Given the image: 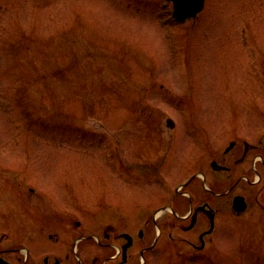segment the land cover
<instances>
[{"label":"rangeland","instance_id":"obj_1","mask_svg":"<svg viewBox=\"0 0 264 264\" xmlns=\"http://www.w3.org/2000/svg\"><path fill=\"white\" fill-rule=\"evenodd\" d=\"M168 119L205 130V144L178 131L180 153L205 145L208 156L237 137L264 158V0H205L184 23L165 0H0V248L10 249L3 257L29 264L41 254L40 235L54 232L24 222L34 207L29 188L54 200L34 211H54L55 223L76 216L93 230L114 218L144 226L181 180L126 183L118 162L159 163L172 138L149 154L156 137L144 125L168 133ZM256 167L262 181L248 189L243 215L232 216L223 195L213 245L193 255L168 236L194 240L191 233L164 227L159 236L149 224L152 249L141 264H264V166ZM154 218L165 220L163 212Z\"/></svg>","mask_w":264,"mask_h":264},{"label":"flooded vegetation","instance_id":"obj_2","mask_svg":"<svg viewBox=\"0 0 264 264\" xmlns=\"http://www.w3.org/2000/svg\"><path fill=\"white\" fill-rule=\"evenodd\" d=\"M170 5L172 6L171 2ZM144 127L148 129L145 132H151L148 136L156 137V140L146 147L149 154H160L157 150L163 147L160 146V141L163 144L164 135L172 138L171 146L162 153L163 157L159 163L149 162L131 166L125 161H119V173L126 183L130 181L133 184L139 183L142 179L164 180L172 178L173 175L180 178L181 181L174 186L170 202L159 205L151 219L145 221L144 226L136 219L126 221L114 218L101 223L93 230L91 225H85L81 217L78 219L76 216H68L55 223L53 220L59 217L55 216L54 211L48 214L52 212L50 216L53 215L55 218L47 215L45 209L42 211V216L39 215L34 211L38 206L43 207L47 202H55L53 199L46 201L44 194L33 196L34 190L29 188L30 194L26 195L25 199L30 205L33 203L34 207L24 213L26 216L24 222L32 224L40 222L44 226L55 228L53 234L40 235L37 250L43 255L31 257L29 264H36L34 262L36 257L37 264H140L139 258L148 255L152 249L153 242L148 244L146 240L149 224L160 227L159 236L165 233L164 227L179 228L184 233H191L194 240L182 236L175 238L170 233L168 236L169 240L185 243L193 255H196L214 244V237L220 226L223 195L230 197L232 216L240 217L247 211L250 193L248 189L259 185L262 181L256 164L260 160L264 166V158L254 159L259 154L251 156L253 147L246 140L231 137L223 149H209L208 156L205 155V145H199L202 152L199 150L191 153L185 148L184 152L180 153V148L184 145L178 142L176 137L178 131H181L185 138L192 131L198 137L197 142L205 144V130L200 127L196 130L181 129L182 126L177 129L178 126L174 123L167 125L172 129L168 133H163L154 125H144ZM153 132L156 134L151 135ZM174 141L175 145H173ZM133 170L138 173H133ZM222 179L227 182L225 189L221 185ZM238 189L241 191L238 192ZM237 196L243 197L247 204L244 212L237 213L233 209V201ZM64 199L69 202L75 201V195L66 192ZM159 211L163 212L165 217L162 224H158L157 219L154 220L155 214ZM71 231L72 235H70ZM4 239L5 237H1L0 241ZM9 250L0 248V264H10V261L3 257ZM29 254L32 255L30 252Z\"/></svg>","mask_w":264,"mask_h":264},{"label":"water","instance_id":"obj_3","mask_svg":"<svg viewBox=\"0 0 264 264\" xmlns=\"http://www.w3.org/2000/svg\"><path fill=\"white\" fill-rule=\"evenodd\" d=\"M204 1L205 0H172L175 19L179 22H184L187 19L196 18L204 7ZM246 207L242 197L234 198L233 209L236 212H242Z\"/></svg>","mask_w":264,"mask_h":264}]
</instances>
